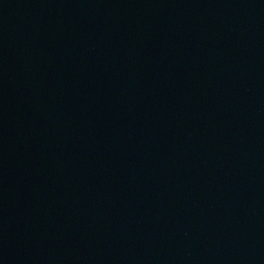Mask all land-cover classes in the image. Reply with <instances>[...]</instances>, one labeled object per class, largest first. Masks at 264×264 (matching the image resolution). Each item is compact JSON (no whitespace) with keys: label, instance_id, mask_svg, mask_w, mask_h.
Returning <instances> with one entry per match:
<instances>
[{"label":"water","instance_id":"95a60500","mask_svg":"<svg viewBox=\"0 0 264 264\" xmlns=\"http://www.w3.org/2000/svg\"><path fill=\"white\" fill-rule=\"evenodd\" d=\"M0 264H264V0H0Z\"/></svg>","mask_w":264,"mask_h":264}]
</instances>
